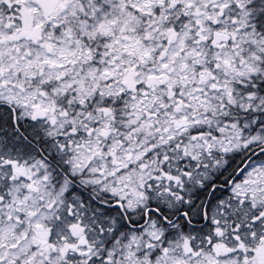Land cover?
<instances>
[{"label": "snow or ice", "instance_id": "1", "mask_svg": "<svg viewBox=\"0 0 264 264\" xmlns=\"http://www.w3.org/2000/svg\"><path fill=\"white\" fill-rule=\"evenodd\" d=\"M0 264H264V0H0Z\"/></svg>", "mask_w": 264, "mask_h": 264}]
</instances>
